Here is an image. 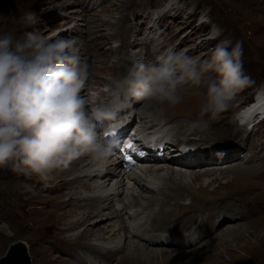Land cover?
<instances>
[{
    "label": "rangeland",
    "instance_id": "obj_1",
    "mask_svg": "<svg viewBox=\"0 0 264 264\" xmlns=\"http://www.w3.org/2000/svg\"><path fill=\"white\" fill-rule=\"evenodd\" d=\"M26 13H34V22L30 23L25 19ZM119 29L125 32L123 36L125 44L119 36L114 35ZM217 29L220 31L217 32ZM29 31H37L52 40H75L82 58L91 66V76L82 93L87 100L89 97L87 95L90 94L95 99H104L105 102L108 96L105 95L111 90L113 81L124 76L120 73L124 59L129 58L125 67L131 69L140 52L148 58L145 63H154L157 56L172 48L203 60L210 57L216 45L224 38L231 39L233 45L236 41H242L244 71L255 82L252 87L239 93L230 108L222 113L226 121H232L238 116L253 102L257 90L264 86V0H0V35L9 32L20 37ZM208 38L216 39L207 40ZM119 48H122L123 52H112ZM124 71L127 74V71ZM210 75L214 76V74ZM206 91L207 78L200 86H189V91L183 93L199 95L196 98L198 104L199 99H204L202 94ZM143 104L134 99L129 101L126 110L130 109V111L124 112V110L122 114L119 113L117 120L126 116L127 112H132V117L138 119V114H142ZM88 106L91 108L92 103L89 102ZM178 109L180 108L176 107L173 110L174 114L168 111V115L184 116L180 112L176 114ZM184 120L192 121L190 118ZM254 121H249V124ZM137 122L135 120V124ZM261 125L255 132L250 130V133L253 132L252 137L256 145L255 161L253 163L245 161L250 157L249 147L242 151L239 160V164L255 166V169L262 174L261 179L251 183L248 180L240 185L233 183L226 185L231 181L226 178L209 186L205 193L200 190L198 184L193 183L195 188L191 189L203 202L215 200V198L210 199L213 196L219 198L224 194L232 193L240 186L248 189L249 192L255 189V192L248 194L245 207L247 218L239 223H247L251 229L264 236V122ZM235 135L234 133L233 136H226L219 129L218 133L203 140L202 143L211 141L214 144L228 143L235 140ZM156 139L158 138H154ZM166 142L168 145L171 144L170 140ZM246 145L248 143L244 144ZM71 166L72 164L67 170L56 173L47 186L35 177L28 178L14 173L11 169L6 174L7 179L0 180L7 188L6 207L4 210L0 208V259L8 253L10 247L18 242H24L28 246L31 264H77L76 259L70 258L71 250L64 239L81 232L87 227V223L85 226L77 227V230L67 231L65 228L71 219L69 212H74L73 207L66 206L59 210L55 207L61 201L68 199V195L74 191L68 183L73 177V173L68 172ZM205 181L209 182L211 179L206 178ZM25 190L29 194H24ZM157 198L160 199L159 196ZM80 205L81 203H78L77 207H74L83 210L82 207L81 209L78 207ZM77 209L75 211H78ZM172 212L177 211L173 209L170 213ZM58 215H66L61 223L57 221ZM201 223L203 224L204 221ZM154 224L159 225L160 221ZM3 225L11 228V235H5L7 229ZM222 229H228L227 225ZM219 231L214 234L209 231L208 233L211 234L207 238L204 237L205 239L202 238V243L208 242ZM220 235L222 237L223 234ZM83 243H87V240L79 244ZM194 246L186 249L175 247L170 249L192 251L196 248ZM255 246L256 252L246 255L249 264H264V238ZM213 258L215 257L210 256L209 260ZM224 258L229 259L228 256ZM215 259L214 264H216ZM164 261L159 258L158 261L151 263L146 261V264H170ZM200 262L202 260L194 264ZM111 263L117 264L114 260Z\"/></svg>",
    "mask_w": 264,
    "mask_h": 264
},
{
    "label": "bare ground",
    "instance_id": "obj_2",
    "mask_svg": "<svg viewBox=\"0 0 264 264\" xmlns=\"http://www.w3.org/2000/svg\"><path fill=\"white\" fill-rule=\"evenodd\" d=\"M124 33L119 29L114 34L119 36L123 44H125ZM209 39L216 38L207 40ZM117 51L123 52V49L112 50L114 53ZM146 59L148 58L143 55V52H140L132 67L137 62L145 63ZM127 62L129 58L124 59V64L121 65L120 73L124 76L127 75L124 70L127 73L130 70V67H125ZM185 91H189V87ZM109 92L110 90L105 95H108L105 102L104 99H95L90 94L87 95L88 102L92 103V107L101 104L102 101L106 103L110 99ZM183 95L184 100L181 104L175 107H164L162 110L156 105L143 104L142 114L135 113V115L138 114V119L129 118V114H126L128 115L126 119L117 127L120 129L128 123L131 125L133 121H138L135 124L137 125L135 136L140 137V140L136 141L137 145L147 150L146 144L142 141L145 139L154 141V138H158L155 143L158 146L162 144L166 146L162 151L163 156H155L154 152L150 151L148 153L150 161L144 166L131 170L123 168L119 172L114 171L115 164L122 165V161L120 156L114 153L109 157L103 170H94L95 165L87 155L72 162L68 172H72L73 177L68 183L74 191L68 195V199L61 201L55 207L58 210L66 206L73 207L74 212H69L71 219L65 230L74 231L87 223V227L81 232L64 239L71 250L70 258L76 259L77 264H112L113 260L117 264H146V261L151 263L158 261L159 258L170 264L173 261L176 262L175 264H194L198 260H202L198 264H214L215 258L216 264H249L250 261L246 255L256 252L255 244L262 242L264 236L251 229L247 223L239 222L247 218L245 207L248 194L255 192V189L249 192L248 189L240 186L242 188L238 187L232 193L224 194L219 198L213 196L210 199L215 198V200L203 202L193 192L192 189L195 186L193 187L192 184H198L200 190L205 193L209 186L226 178L231 179L226 185L231 183L240 185L248 180L251 183L261 179L262 174L255 169V166L239 164V160L242 151L249 147L250 157L245 161L250 163L255 161L257 153L254 151L256 145L252 133L262 125L256 124L246 128L247 125L242 123L250 121L247 118L249 114L257 111L263 113L264 102H258L256 94L253 102L232 121H226L225 115L223 117L222 114L212 123L210 130L200 132L191 130L188 127L190 121L184 119L198 118L199 105L203 103L206 93L202 94L204 99H199L198 104L196 98L199 95L195 93L190 95L183 93ZM127 106L119 113L122 114L128 108ZM176 107L180 108L176 114L180 112L184 116L170 117L168 115V111L174 114L173 110ZM187 111L193 113H187ZM261 112L255 116L254 120ZM253 124L254 122L249 125ZM219 129L226 136H233L235 133V140L228 143L214 144L212 141L202 143L203 140L218 133ZM251 129L252 133H250ZM167 140H170L171 144L168 145ZM245 143L248 145L244 146ZM229 163L233 165L230 166ZM8 172L9 169H0V180L7 179ZM206 178H210L211 181L206 182ZM6 190L7 188L0 182V208L3 210L7 204ZM23 192L29 194L26 190ZM157 196L160 199H156ZM78 203H81L78 207H82L83 210L75 208ZM171 205L174 206L170 207ZM173 209L177 212L170 213ZM65 217L66 215H58L57 221L61 223ZM156 221H160V224H154ZM201 221L204 223L202 224ZM225 225L228 229L223 230ZM3 226L7 229L5 235H11V228L7 225ZM209 231L213 234L219 232L208 242L202 243L201 239L211 234L208 233ZM219 233L223 234L222 237ZM85 239L87 243L79 244ZM17 244H21L29 255L26 243L18 242L15 245ZM192 246L196 247L192 251L170 249L171 247L186 249ZM210 256L215 258L209 260ZM225 256L229 259L224 258ZM117 257L119 258L116 259Z\"/></svg>",
    "mask_w": 264,
    "mask_h": 264
},
{
    "label": "clouds",
    "instance_id": "obj_3",
    "mask_svg": "<svg viewBox=\"0 0 264 264\" xmlns=\"http://www.w3.org/2000/svg\"><path fill=\"white\" fill-rule=\"evenodd\" d=\"M25 19L34 22V13ZM90 76L75 40H52L37 31L0 35V169L35 177L44 186L85 155L94 170H103L113 151L104 136L129 101L161 110L175 107L189 86L207 78L198 118L188 123L204 132L255 83L244 71L242 41L233 45L229 38L221 39L207 59L169 48L154 63L137 62L113 81L110 99L91 108L82 94ZM257 97L264 102V86Z\"/></svg>",
    "mask_w": 264,
    "mask_h": 264
},
{
    "label": "water",
    "instance_id": "obj_4",
    "mask_svg": "<svg viewBox=\"0 0 264 264\" xmlns=\"http://www.w3.org/2000/svg\"><path fill=\"white\" fill-rule=\"evenodd\" d=\"M0 264H31L29 255L21 244L10 247L8 253L0 259Z\"/></svg>",
    "mask_w": 264,
    "mask_h": 264
},
{
    "label": "snow or ice",
    "instance_id": "obj_5",
    "mask_svg": "<svg viewBox=\"0 0 264 264\" xmlns=\"http://www.w3.org/2000/svg\"><path fill=\"white\" fill-rule=\"evenodd\" d=\"M105 135H115V133H106ZM125 147H127L128 149H134V145L131 142L127 143L125 145ZM127 159L129 161H132V157L131 156H128Z\"/></svg>",
    "mask_w": 264,
    "mask_h": 264
}]
</instances>
